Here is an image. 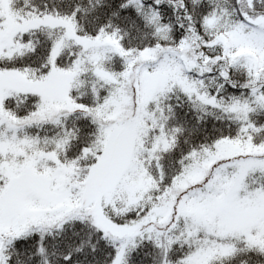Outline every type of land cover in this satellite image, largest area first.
<instances>
[{
    "label": "snow or ice",
    "instance_id": "obj_1",
    "mask_svg": "<svg viewBox=\"0 0 264 264\" xmlns=\"http://www.w3.org/2000/svg\"><path fill=\"white\" fill-rule=\"evenodd\" d=\"M0 264H264V0H0Z\"/></svg>",
    "mask_w": 264,
    "mask_h": 264
}]
</instances>
